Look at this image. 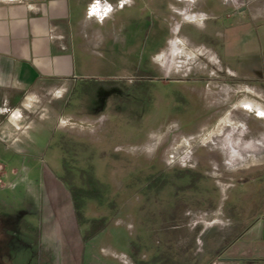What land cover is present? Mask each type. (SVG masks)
I'll list each match as a JSON object with an SVG mask.
<instances>
[{
	"label": "rangeland",
	"instance_id": "374dc122",
	"mask_svg": "<svg viewBox=\"0 0 264 264\" xmlns=\"http://www.w3.org/2000/svg\"><path fill=\"white\" fill-rule=\"evenodd\" d=\"M224 1L193 3L201 25L181 0L114 3L49 128L0 142V264H211L209 231L264 206V116L239 104L264 109V0Z\"/></svg>",
	"mask_w": 264,
	"mask_h": 264
},
{
	"label": "crops",
	"instance_id": "0c3cea01",
	"mask_svg": "<svg viewBox=\"0 0 264 264\" xmlns=\"http://www.w3.org/2000/svg\"><path fill=\"white\" fill-rule=\"evenodd\" d=\"M125 1L131 0H0V142L5 148H19L24 140L38 136V128H49L47 124L55 120L53 104L65 94L68 104L76 83L86 76L88 53L115 34L110 30L111 36L104 37L101 25L114 3L121 7ZM181 1V9L171 4L181 21L201 25L208 15L193 8L196 0ZM233 2L224 4L234 13ZM243 2L238 3L242 5L236 7L237 13L244 11ZM179 24L174 23L175 35L168 37L167 47L160 52L169 61L166 69L173 54L182 53L190 40L187 31L176 33ZM164 53L171 57L166 59ZM0 170L5 176L2 163ZM236 215L229 214L235 224L226 231L219 227L209 231L214 232L211 243L218 250L211 264L254 260L264 264V206Z\"/></svg>",
	"mask_w": 264,
	"mask_h": 264
},
{
	"label": "bare ground",
	"instance_id": "6f19581e",
	"mask_svg": "<svg viewBox=\"0 0 264 264\" xmlns=\"http://www.w3.org/2000/svg\"><path fill=\"white\" fill-rule=\"evenodd\" d=\"M240 104L245 107V108H251V107H255V109L257 110V113L259 115L264 116V109H262L258 104H253L252 102L248 101V100H241Z\"/></svg>",
	"mask_w": 264,
	"mask_h": 264
},
{
	"label": "trees",
	"instance_id": "16d2710c",
	"mask_svg": "<svg viewBox=\"0 0 264 264\" xmlns=\"http://www.w3.org/2000/svg\"><path fill=\"white\" fill-rule=\"evenodd\" d=\"M193 177H195V176H192V178ZM73 204H74V208H75V210H76V214H79V209H80V203L77 201L76 203L75 202H73Z\"/></svg>",
	"mask_w": 264,
	"mask_h": 264
}]
</instances>
